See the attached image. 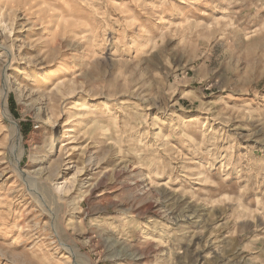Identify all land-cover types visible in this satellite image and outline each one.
I'll use <instances>...</instances> for the list:
<instances>
[{
    "label": "rangeland",
    "instance_id": "1",
    "mask_svg": "<svg viewBox=\"0 0 264 264\" xmlns=\"http://www.w3.org/2000/svg\"><path fill=\"white\" fill-rule=\"evenodd\" d=\"M180 8L0 0V264H264V0Z\"/></svg>",
    "mask_w": 264,
    "mask_h": 264
},
{
    "label": "bare ground",
    "instance_id": "2",
    "mask_svg": "<svg viewBox=\"0 0 264 264\" xmlns=\"http://www.w3.org/2000/svg\"><path fill=\"white\" fill-rule=\"evenodd\" d=\"M187 1L188 0H172V6L176 5V6H181V8L173 15V20L174 21H181L182 19H184L186 16H187V13L185 12V9H184V5L187 4ZM196 22V23H195ZM168 23V21L166 19H163V22L162 24L164 26H166ZM173 24V23H172ZM192 25V30H197L198 27H199V24L197 23V21H194V23L191 24ZM156 29L154 30V35L155 34H159L161 31L159 29V27H155ZM96 36L94 35V37L91 39V36L89 38V40H95ZM151 39H149L147 41L146 44H144L143 46H141V49H140V53L143 54V55H146L151 49L152 47L154 46V40H155V37L152 35L150 37ZM92 47H93V50H94V54L97 55V44H94V42H92ZM24 74V71L21 70V69H16L15 70V77H18L19 75H22ZM81 75V74H80ZM17 85V84H16ZM15 88V87H14ZM4 95L7 94L8 91H6L4 89ZM91 113V112H89ZM3 114L6 116V118L8 119V121L11 123L12 125V147H11V150H10V155H11V159H12V165L14 166V168L16 169V171L18 170L17 169V166H19L20 162L22 161V157L23 155L25 154L24 152V149L22 147V135H21V131L19 129V125H18V122H16L12 117L11 115L9 114L6 106L4 105V110H3ZM89 131V128H85L82 132V134H86L87 132ZM75 136H72V138H74ZM38 147L37 145V142L35 141V146L32 148V150H36ZM37 159L35 160V164H37ZM21 172V171H20ZM19 171L17 172L18 174L20 173ZM21 175V174H20ZM21 177V176H20ZM24 181L26 183H28L30 186H32L33 188L35 187V183H33V180L32 182L29 180V178L27 179H24ZM37 194V193H36ZM39 203L40 205L45 209V207L47 206L46 202L43 201V200H39ZM48 214V213H47ZM154 231V228L153 227H145V228H140L139 230V238H142L144 236H148L150 235L151 232ZM65 249H69L68 246H64ZM165 248V247H164ZM72 251V249H71ZM74 253V252H72ZM75 255V254H73Z\"/></svg>",
    "mask_w": 264,
    "mask_h": 264
}]
</instances>
